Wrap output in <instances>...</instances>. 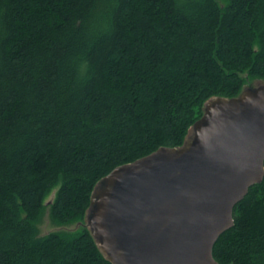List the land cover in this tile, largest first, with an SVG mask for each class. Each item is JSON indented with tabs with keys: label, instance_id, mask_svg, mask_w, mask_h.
Here are the masks:
<instances>
[{
	"label": "trees",
	"instance_id": "1",
	"mask_svg": "<svg viewBox=\"0 0 264 264\" xmlns=\"http://www.w3.org/2000/svg\"><path fill=\"white\" fill-rule=\"evenodd\" d=\"M255 81L264 0H0V264H110L85 223L96 184ZM47 208L77 228L39 236ZM212 257L264 264V177Z\"/></svg>",
	"mask_w": 264,
	"mask_h": 264
},
{
	"label": "water",
	"instance_id": "2",
	"mask_svg": "<svg viewBox=\"0 0 264 264\" xmlns=\"http://www.w3.org/2000/svg\"><path fill=\"white\" fill-rule=\"evenodd\" d=\"M202 110L181 147L118 166L94 187L85 223L110 264H217L216 240L264 177V86Z\"/></svg>",
	"mask_w": 264,
	"mask_h": 264
},
{
	"label": "rangeland",
	"instance_id": "3",
	"mask_svg": "<svg viewBox=\"0 0 264 264\" xmlns=\"http://www.w3.org/2000/svg\"><path fill=\"white\" fill-rule=\"evenodd\" d=\"M252 85L253 86H256V85L264 86V81H255V82H252ZM244 87H247V84ZM54 194H55V191H53L49 195V197L46 199V202L45 203L51 201L53 199V197H54ZM48 210H49L48 208L45 210L41 222L39 224H37V227L36 228H37V231H38L39 236H44V235H46V234H48L50 232L60 231V230H69V231H72V230H75V228H77L74 224L65 226L63 228H60V227L56 226L49 219Z\"/></svg>",
	"mask_w": 264,
	"mask_h": 264
}]
</instances>
